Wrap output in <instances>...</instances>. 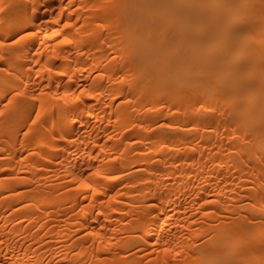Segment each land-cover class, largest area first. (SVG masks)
<instances>
[{"label": "bare ground", "instance_id": "6f19581e", "mask_svg": "<svg viewBox=\"0 0 264 264\" xmlns=\"http://www.w3.org/2000/svg\"><path fill=\"white\" fill-rule=\"evenodd\" d=\"M0 8V264H264V0Z\"/></svg>", "mask_w": 264, "mask_h": 264}, {"label": "snow or ice", "instance_id": "6c2138e0", "mask_svg": "<svg viewBox=\"0 0 264 264\" xmlns=\"http://www.w3.org/2000/svg\"><path fill=\"white\" fill-rule=\"evenodd\" d=\"M0 11H3V8H0ZM64 27L65 28H68V27H70V25L69 24H65L64 25ZM56 35H59L58 33H56ZM70 41L67 39V38H65L63 41H62V43H69ZM92 175H95V176H99L100 175V173H99V171H97V172H95V173H92ZM105 179H115V177H104ZM88 185H84V187H87ZM95 194V193H94ZM163 251L165 252V253H168L170 250L168 249V248H165V249H163Z\"/></svg>", "mask_w": 264, "mask_h": 264}]
</instances>
